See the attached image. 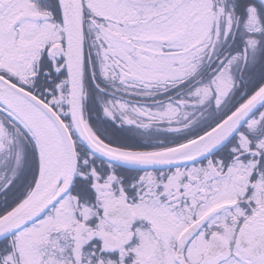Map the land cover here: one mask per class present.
Segmentation results:
<instances>
[{"label":"snow or ice","instance_id":"6c2138e0","mask_svg":"<svg viewBox=\"0 0 264 264\" xmlns=\"http://www.w3.org/2000/svg\"><path fill=\"white\" fill-rule=\"evenodd\" d=\"M0 264H264V0H0Z\"/></svg>","mask_w":264,"mask_h":264}]
</instances>
